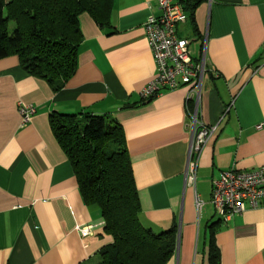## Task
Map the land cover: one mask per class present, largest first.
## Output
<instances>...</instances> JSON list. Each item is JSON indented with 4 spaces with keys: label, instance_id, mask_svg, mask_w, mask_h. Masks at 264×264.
Returning <instances> with one entry per match:
<instances>
[{
    "label": "crops",
    "instance_id": "0c3cea01",
    "mask_svg": "<svg viewBox=\"0 0 264 264\" xmlns=\"http://www.w3.org/2000/svg\"><path fill=\"white\" fill-rule=\"evenodd\" d=\"M156 2L113 0L107 22L81 13L76 68L56 91L16 56L0 58V264H97L109 241L98 206L83 197L53 135L51 112L103 115L121 125L141 222L177 229L166 264H210L211 246L217 264H264V204L222 221L210 203L221 171L264 164V0H203L176 26L192 56L205 42L200 119L217 124L200 153L195 187L184 180L188 87L139 96L156 75L143 24L160 13ZM19 102L36 107L24 124ZM78 223L91 225L92 234L81 235Z\"/></svg>",
    "mask_w": 264,
    "mask_h": 264
},
{
    "label": "trees",
    "instance_id": "16d2710c",
    "mask_svg": "<svg viewBox=\"0 0 264 264\" xmlns=\"http://www.w3.org/2000/svg\"><path fill=\"white\" fill-rule=\"evenodd\" d=\"M113 0H0V58L14 55L29 75L54 91L77 64L81 13L107 22ZM192 18L203 0H177ZM53 135L71 162L87 202L98 206L109 238L97 264H166L175 252V225L161 231L145 226L121 125L103 115L51 112ZM210 264L218 254L211 246Z\"/></svg>",
    "mask_w": 264,
    "mask_h": 264
},
{
    "label": "built area",
    "instance_id": "2783aa9c",
    "mask_svg": "<svg viewBox=\"0 0 264 264\" xmlns=\"http://www.w3.org/2000/svg\"><path fill=\"white\" fill-rule=\"evenodd\" d=\"M158 15L150 14L144 21L147 43L152 53L156 75L139 91L141 101H147L165 90L188 87L186 95L190 146L184 169L185 184L195 187L200 153L214 134L217 124L207 125L200 119V92L208 68L205 42L194 57L189 50V39L176 32V26L187 19L179 2L157 0ZM22 124L35 113L33 104L18 103ZM210 203L222 221L241 213L246 207L257 208L264 204V164L241 170L230 167L221 171L212 182ZM203 202L196 196L195 207L200 210ZM81 235L92 234L91 225L77 224Z\"/></svg>",
    "mask_w": 264,
    "mask_h": 264
}]
</instances>
